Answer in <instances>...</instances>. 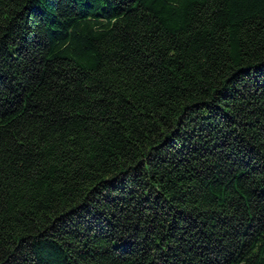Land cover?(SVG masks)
<instances>
[{"label":"trees","instance_id":"trees-1","mask_svg":"<svg viewBox=\"0 0 264 264\" xmlns=\"http://www.w3.org/2000/svg\"><path fill=\"white\" fill-rule=\"evenodd\" d=\"M0 264H264V0H0Z\"/></svg>","mask_w":264,"mask_h":264}]
</instances>
